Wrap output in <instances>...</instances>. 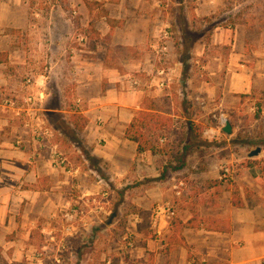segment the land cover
<instances>
[{"label": "crops", "instance_id": "1", "mask_svg": "<svg viewBox=\"0 0 264 264\" xmlns=\"http://www.w3.org/2000/svg\"><path fill=\"white\" fill-rule=\"evenodd\" d=\"M78 1L81 8L93 13L104 9V15L92 24L95 28L91 35L86 33L88 41L83 47L90 56L82 61L77 50H72L76 84L70 106L65 89L56 85L67 37H58L52 32L47 44L31 30L33 21L26 13L23 0H0V264L24 263L36 246L37 233L49 242L56 223L64 230L65 215L70 208H84L87 213L74 223L78 233L86 231L95 240L107 235V242H113L118 251L129 255L127 264L143 263L148 252L155 253L156 264L197 261L200 264H264V173L255 164L243 169L238 178L240 184L229 188L214 180L211 191L205 193L195 194L193 190L202 187L206 179H217L220 175L213 177L206 172V179L200 180L192 174L186 195L177 200V218L159 221L155 218V209L152 210L150 229L156 236H142L144 244L141 234H137L143 218L140 213L132 214L134 222L129 227L135 242L132 249L123 240L126 232L117 242L110 233L114 226L113 220L110 223L112 217L106 227L101 226L103 216L111 213L112 207L108 204L116 190L127 192L125 187L135 179L144 181L138 197L141 203L145 199L148 202L155 199L158 203L174 199L171 188L172 196L165 197L167 176L161 178L164 158L168 157L162 153L140 154L138 144L126 137V130L140 111L148 110L154 103L163 119L178 118L163 108L166 104L173 110L175 106L180 114L185 113L179 103L185 89L182 85L184 62L178 60L172 67L161 65L167 41L161 43L162 52L158 54L159 35L165 23L156 29V13L163 11L164 0ZM39 43L41 48L36 47ZM43 45L48 46L47 51ZM191 63H196L204 76L207 66L199 59ZM161 68H171L172 73V80L164 87H160L158 76ZM242 72H234L224 89L217 86L219 94L216 86L204 81L193 87V94L197 93L195 98L187 97L194 99L191 103L194 107L201 106L208 111L228 107L226 93L234 91L230 83L235 76L249 78L252 86L251 76ZM29 77L31 83L27 81ZM131 79L138 80L139 86L134 88ZM187 80L188 84L190 79ZM54 86L59 89V95L54 92ZM215 92L219 99L212 102ZM237 93L234 91L236 99ZM30 97L32 101H28ZM192 109L188 111L190 119L201 123L205 113L199 110L192 116ZM54 116L67 127L55 124ZM73 118L81 120V129L75 126ZM184 118L187 117L184 115ZM38 124L48 131L47 136L36 134ZM69 127L76 137L70 136ZM207 127L200 130L202 137ZM55 150L64 155L67 165L60 167L54 163ZM195 155L198 149L187 155L186 168ZM213 158L208 160L198 155L197 163L219 167V159ZM182 170H170V176L174 179ZM96 175L105 185L98 182ZM148 182L152 185H147ZM236 188L240 189L243 199L241 207L232 204ZM103 192H107L105 212H91L96 207L84 206L93 194ZM196 216L206 219V225L197 221L196 227L183 226ZM218 226L223 231H218ZM105 247L108 249V243ZM92 257L95 261L96 257ZM106 262L112 264V258H106Z\"/></svg>", "mask_w": 264, "mask_h": 264}, {"label": "rangeland", "instance_id": "2", "mask_svg": "<svg viewBox=\"0 0 264 264\" xmlns=\"http://www.w3.org/2000/svg\"><path fill=\"white\" fill-rule=\"evenodd\" d=\"M23 1L26 4V13L33 21L31 30L42 36V40H46L48 44L50 42L48 35L52 32L58 37L63 35L68 39L65 49L61 51L57 47V50L62 52L61 61H63V65L61 66L62 69L56 73V85L57 87L61 85L65 89L66 92H63L67 94L71 106L75 96L74 85L76 84L73 81L74 74L72 73L74 70L72 50H77L78 57L82 61L90 56L87 53V48L79 43L78 35L80 33H92L95 28L92 24H96V20L104 15V9L95 10V13L90 12L81 8L78 0ZM163 2V11L156 13V29L164 22L165 26L171 27L172 36L164 44L165 49L161 65L172 67L176 61H183L182 85L185 88L179 100L185 111L184 114H180L175 106L173 110L170 104L163 107L178 115L176 120L166 121V127H170L171 134L164 135L165 143L180 145V149H182L190 141L197 145L195 148L198 149V155H202L208 160L217 157L219 159L217 161L220 162L219 167L209 164L199 165L197 163L198 155H195V159H192L189 166L175 176L184 178L188 182L193 174L194 177L196 175V178L202 180L206 179L204 173L208 172L209 176L214 177V175L223 173L224 167H228L231 173L227 178L206 179V183L202 184V187L198 186L193 191L195 194L198 193L197 191L200 193L211 191L210 186H214V180H218V183L230 188L234 184H240L238 178L243 174L244 168L264 163V0H164ZM36 47L41 48V43ZM43 49L47 51L48 46L43 45ZM198 59L207 66L203 73L204 76H202L203 71H199L196 63L195 65L191 63ZM236 71H243L242 73L250 75L252 86L249 85V78L235 76L230 84H232L231 88L238 92V99L234 98L236 94L231 91V93H226L228 107L208 111V109L196 105L198 111L195 110V105L191 104L192 101L195 102L194 99L187 97L188 95H192L193 98L196 97L197 93L195 91L193 94V87L205 81L211 83L212 86H221L220 88L224 89L225 84L230 81L232 74ZM187 79H190L188 84ZM55 88L56 86H54V92L59 95V89ZM219 90L217 87V92ZM218 94L213 93L212 102L218 101ZM191 108H193L192 116L199 110L205 113V117L201 120L202 124L191 120V112L188 113ZM221 113H224L233 125V133L231 135L223 133L218 139L202 137L200 130L205 126H215L213 114L219 115ZM184 115L188 119L184 118ZM52 118L55 124L63 128L67 127L57 116ZM191 127L194 133L192 132L189 136ZM69 129L70 136L76 137V133L70 127ZM194 135L199 136L193 138ZM258 147L262 149V152L258 156L249 157V153ZM164 162L163 168L165 169L168 158H164ZM212 163H216V161ZM169 171L167 170L166 173L165 186L168 191V194L165 195L166 198L172 196L170 188L173 177L170 176ZM137 180L135 179L133 183L125 187L126 190L124 191L127 192L122 193L121 189L116 190L113 200L108 204L112 207L111 213L102 218L101 226L106 227L110 218L115 214L114 226L110 233H113L116 242L127 232V228L132 226L134 222L132 214L134 213H140L143 218L142 225L137 231V234H141V242L144 244V238L156 236L150 229V218L152 210L161 202L158 203L155 199L150 198L152 199L151 202L145 199L141 203V199L138 197L140 189H142L141 182L144 181ZM147 185L151 186L152 184L148 182ZM177 216L178 214L175 218ZM54 228L53 234L56 236L57 242H46L44 235L42 237L37 233L35 236L36 246L32 249L30 258L25 260L23 264H107L106 258L108 257L112 258V264H127L125 260L129 255L118 251L113 242H107L108 237L105 234L99 240H95L86 231L84 233L76 232L73 237L67 238V249L60 251L59 241L62 238L63 226L56 223ZM138 238L137 235L136 239L138 240ZM103 243L105 245L108 243V249ZM103 250L104 254L101 255ZM154 255L155 253L148 252L143 263L133 264H156ZM91 256L96 257H92L95 261L90 259ZM57 259H60L61 262H58ZM121 259L125 262L120 263ZM194 264L200 263L197 261Z\"/></svg>", "mask_w": 264, "mask_h": 264}, {"label": "built area", "instance_id": "3", "mask_svg": "<svg viewBox=\"0 0 264 264\" xmlns=\"http://www.w3.org/2000/svg\"><path fill=\"white\" fill-rule=\"evenodd\" d=\"M171 36H172L171 27L166 25L161 30V34L159 35L158 46L159 44L160 46L157 49L158 54L162 52L161 43L164 41H168V39H170ZM78 41L82 46H85L88 41L86 33H80L78 35ZM171 75H172L171 68L170 69L161 68L158 70V76L161 80L160 87H164L169 81L172 80ZM27 81L28 83H31L32 78L29 77ZM131 82L134 88L139 86L138 80L131 79ZM28 101H32V98L30 97ZM213 118L215 120L216 125L207 127L204 131V136L208 139H216L217 137L221 136L224 133L223 131L224 126L229 121L228 117L224 113H221L219 115L213 114ZM35 132L36 134L39 133V135L41 134H44L46 136L48 135V131L45 130L41 124L37 125ZM165 141H166L165 138H162L160 140L161 143H165ZM53 160H54V163L60 167L67 165V159L64 157L62 153L58 152L57 150L53 151ZM222 171L223 173L220 174L219 179H225L231 173V170L228 167H224ZM96 177L99 183H101L102 185H105V182L100 176L96 175ZM171 190L174 195V199L164 201L158 204L157 207L155 208V218L158 219L159 221L162 219L173 220L175 218L177 214V205H178L177 200L182 199L186 195L187 190H188V183L183 178L175 177L171 183ZM106 197H107V192L93 194L91 196V199H88L86 203H83V204L85 207H90V206L96 207L95 210L94 208H92L91 212L97 211L98 213H102V212H105L103 206L108 204L107 201L105 200ZM86 215L87 213L84 208H70L68 210L67 214L65 215L66 225L64 227V230L62 231V238L59 241L60 251H64L67 249V246H68L67 238L73 237L76 234L77 231L75 230L76 226L74 225V223H76L78 219H82V217ZM123 240L126 243L127 248H131V249L134 248L135 242L133 239V232L131 228L127 229V232L125 233ZM49 241L52 243L57 242V238L53 233L50 234ZM57 261L61 262L60 259H57ZM245 264H251V263H245Z\"/></svg>", "mask_w": 264, "mask_h": 264}, {"label": "trees", "instance_id": "4", "mask_svg": "<svg viewBox=\"0 0 264 264\" xmlns=\"http://www.w3.org/2000/svg\"><path fill=\"white\" fill-rule=\"evenodd\" d=\"M156 111H157L156 103L152 104L151 108H149L148 110L140 111L138 116L135 117L133 122L127 128L126 137L138 144V152L140 154L144 152H151L153 154L162 153L168 157L167 167L161 173V178L163 179L167 175L166 174L167 170L176 172L186 168L187 166L186 157L188 154L193 152L195 146L197 145L192 144L189 141L187 144H185L182 147V149H180V145L176 146L172 143L161 144L160 140L164 138L165 134L167 133L169 134L171 129L170 127H166L167 126L166 121L168 119L165 118L163 119V117ZM78 117H80L81 120H85L82 116H78ZM81 120L75 118L72 119L75 126L80 129L82 128L80 126ZM190 131L191 132H189V136L194 131L192 130V127L190 128ZM198 136L199 135H194L193 138H197ZM258 166L264 173V163H260L258 164ZM232 204L233 206L236 207H241L243 205V199L241 197L239 188H236L233 192ZM197 221L203 224L204 226L207 223L206 219H202V218L199 219L196 216L192 220H190L187 224H183V226L186 225L189 227H196ZM214 223L216 222L211 221V224ZM216 228L218 229V231H223L222 228H220L219 226Z\"/></svg>", "mask_w": 264, "mask_h": 264}, {"label": "water", "instance_id": "5", "mask_svg": "<svg viewBox=\"0 0 264 264\" xmlns=\"http://www.w3.org/2000/svg\"><path fill=\"white\" fill-rule=\"evenodd\" d=\"M223 131L228 134V135H231L233 133V125L231 124L230 121H228L226 123V125L224 126L223 128ZM262 152V149L260 147L256 148L255 150H252L250 153H249V157H255V156H258L260 153ZM113 217L111 218L110 220V223L112 222L113 220Z\"/></svg>", "mask_w": 264, "mask_h": 264}]
</instances>
